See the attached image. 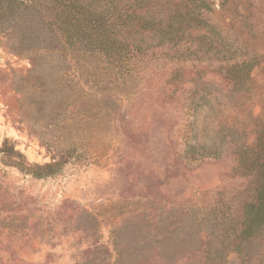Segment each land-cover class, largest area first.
Listing matches in <instances>:
<instances>
[{"label": "rangeland", "instance_id": "rangeland-1", "mask_svg": "<svg viewBox=\"0 0 264 264\" xmlns=\"http://www.w3.org/2000/svg\"><path fill=\"white\" fill-rule=\"evenodd\" d=\"M60 2L0 0V264H264V0Z\"/></svg>", "mask_w": 264, "mask_h": 264}, {"label": "trees", "instance_id": "trees-1", "mask_svg": "<svg viewBox=\"0 0 264 264\" xmlns=\"http://www.w3.org/2000/svg\"><path fill=\"white\" fill-rule=\"evenodd\" d=\"M113 1V8L108 9V14L113 18V25L118 26L122 29L127 24L134 22L136 20L146 21L147 20V1H157V0H111ZM62 2V1H61ZM58 3L53 5V9L56 12V16L66 21V18L73 23V27L76 30L86 31L88 36L91 35V39L100 45H104L108 36H106V31H109L106 27L107 19H105V13L99 11L97 8L91 10L90 8L82 7L79 0H66L65 3ZM80 8L83 12H74ZM113 9V10H112ZM115 31V30H114ZM20 165L21 162H20ZM48 165L44 169L43 174L47 173V169H50Z\"/></svg>", "mask_w": 264, "mask_h": 264}]
</instances>
